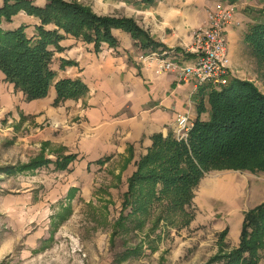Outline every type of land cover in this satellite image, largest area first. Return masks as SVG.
Masks as SVG:
<instances>
[{"label":"trees","instance_id":"1","mask_svg":"<svg viewBox=\"0 0 264 264\" xmlns=\"http://www.w3.org/2000/svg\"><path fill=\"white\" fill-rule=\"evenodd\" d=\"M140 1L144 4L155 2ZM19 11L39 19L32 37L26 34L24 25L13 29L2 27L3 22L11 21ZM49 24L53 26L46 28ZM113 28L128 32L144 52L160 46L133 17L99 15L89 6L75 1L46 0L39 6L33 0H1L0 71L26 100L44 97L54 77L50 46L60 48L59 41L71 35L93 43L95 50L102 43L115 47L118 41L112 33ZM244 39L264 61V18L249 27ZM54 88L55 105L63 99H76L87 91L79 78L59 79ZM207 100L208 118L200 117L205 110L200 100L186 142L176 140L172 131L151 136V145L135 162L136 168L127 178L115 232L125 228L127 221H134L135 227L141 228L150 216H154L151 232L160 222L185 226L193 218L186 207L191 204L194 190L205 173L264 171V91L251 81L231 77L223 86L209 87ZM76 156L75 153L59 154L52 160L41 151L24 164L1 166L0 171H32L50 163L57 170H66ZM226 233V228L218 233L219 249L208 262L257 264L259 250L264 248V201L244 212L239 243L229 250L224 242ZM141 249V246L129 248L119 260L137 256Z\"/></svg>","mask_w":264,"mask_h":264},{"label":"crops","instance_id":"2","mask_svg":"<svg viewBox=\"0 0 264 264\" xmlns=\"http://www.w3.org/2000/svg\"><path fill=\"white\" fill-rule=\"evenodd\" d=\"M111 1L116 7H124L125 13L120 16L133 17L160 46L144 52L130 34L120 28L112 29L117 46L102 43L98 50L93 43L64 36L59 41V50L50 46L54 77L47 95L33 100H26L0 71V108L17 106L23 115L35 114L36 122L45 123L42 132L47 134L42 137L39 153L43 151L48 157L45 153L48 141L59 142L70 150L61 154L77 155L69 167L74 161L85 168L95 163L104 167L106 159L116 156L125 157L128 165L146 152L154 133L174 132L179 112L189 109L196 118L197 104L200 100L203 102L209 86L195 88L192 81H182L174 72L158 73L156 60H143L141 55L156 52L182 64L194 61L193 31L203 26L208 11L223 1L235 7L234 20L224 28L228 56L233 62L236 48L246 45L244 37L249 27L261 19L256 18L258 12L264 14V0H155L151 5L140 0ZM241 16L253 21L244 31L238 27ZM34 19L32 15L19 12L11 21L3 22L2 27L13 29L23 24L29 29L37 24ZM63 78H79L87 91L76 99H63L55 105L54 83ZM53 129L59 130L56 138L48 137ZM227 171V175L219 178L203 177L198 184L201 188L198 199L209 203L220 199L228 206L232 217L222 230L227 229L226 236L237 242V246L244 212L264 201V171ZM69 195L71 191L66 197L70 198Z\"/></svg>","mask_w":264,"mask_h":264},{"label":"rangeland","instance_id":"3","mask_svg":"<svg viewBox=\"0 0 264 264\" xmlns=\"http://www.w3.org/2000/svg\"><path fill=\"white\" fill-rule=\"evenodd\" d=\"M65 1L89 6L99 15L125 13L124 7L114 6L111 0ZM33 2L43 6L46 0ZM258 17L263 19L264 14L258 12ZM34 20L37 24L29 29L24 25L30 37L36 34L35 26L39 24L37 17ZM238 21L240 31L253 23L247 16ZM49 26L53 25L45 27ZM236 51L235 61H230V78L251 81L264 91V61L248 44ZM208 90L203 100L205 110L200 114L203 119L208 118ZM34 117L35 114L23 115L17 106L0 108V167L24 164L39 153L42 137L47 134L42 132L45 123L36 122ZM58 131L53 129L48 137L56 138ZM48 142L45 153L52 160L70 151L59 142ZM140 156L128 165L125 157L116 156L106 159L104 167L95 163L85 168L74 161L66 170H57L50 163L32 171H0V264H220L208 260L219 249L218 233L228 225L231 212L220 199L216 203L199 200V185L186 207L193 214L189 224L160 222L151 232L154 216H150L141 228L127 221V230L114 231L127 178ZM227 174V170H216L203 177ZM68 191L70 198L66 197ZM224 242L226 250L237 244L227 236ZM137 246L142 248L140 254L119 260L127 249ZM257 264H264V248L259 250Z\"/></svg>","mask_w":264,"mask_h":264},{"label":"built area","instance_id":"4","mask_svg":"<svg viewBox=\"0 0 264 264\" xmlns=\"http://www.w3.org/2000/svg\"><path fill=\"white\" fill-rule=\"evenodd\" d=\"M234 16V5L223 1L208 11L206 23L193 31L192 50L196 58L192 62L182 64L175 59L163 58L156 52L143 54L140 58L155 59L158 73L174 72L182 81H192L195 88L201 85L223 86L227 84L231 75L224 28L234 20ZM193 122L194 118L189 109L176 115L174 126L176 140L187 141Z\"/></svg>","mask_w":264,"mask_h":264}]
</instances>
